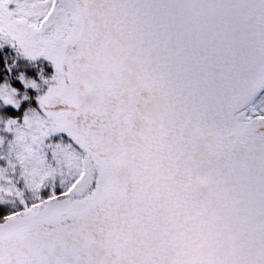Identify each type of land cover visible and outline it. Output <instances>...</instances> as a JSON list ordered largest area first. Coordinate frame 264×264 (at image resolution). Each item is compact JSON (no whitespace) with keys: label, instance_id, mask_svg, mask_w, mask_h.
Returning <instances> with one entry per match:
<instances>
[{"label":"snow or ice","instance_id":"obj_1","mask_svg":"<svg viewBox=\"0 0 264 264\" xmlns=\"http://www.w3.org/2000/svg\"><path fill=\"white\" fill-rule=\"evenodd\" d=\"M0 264H264V0H0Z\"/></svg>","mask_w":264,"mask_h":264}]
</instances>
